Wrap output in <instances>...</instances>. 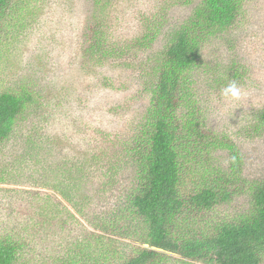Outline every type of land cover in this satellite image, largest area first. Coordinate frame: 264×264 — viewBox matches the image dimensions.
Returning a JSON list of instances; mask_svg holds the SVG:
<instances>
[{
  "label": "trees",
  "instance_id": "obj_1",
  "mask_svg": "<svg viewBox=\"0 0 264 264\" xmlns=\"http://www.w3.org/2000/svg\"><path fill=\"white\" fill-rule=\"evenodd\" d=\"M20 1L0 0V37L4 27L12 26L15 18L22 25V16H13ZM111 3V0H93L88 16L91 27L80 49L86 65L124 64L126 58L139 56L133 66L137 68L143 92L147 93L144 96L147 105L141 122L119 150L122 168L131 167L136 180L127 188L121 215L91 214L84 209L83 199L71 200V191L90 177L95 165L98 164L102 175L106 170L109 174L116 173L114 167L102 164L105 159L101 156L105 149L102 147L101 154L88 162H51L44 152V143L48 141L28 134L17 155L12 160H3L5 173L0 181L25 179L49 185L93 230L146 246L133 247L132 255L116 261L114 258L120 257L111 253L100 234L85 228L86 233L96 237L93 245L79 235L75 245L87 249V253L73 252L70 244L67 258L60 254L47 258L49 251L43 248L40 250H46L47 255L37 254L32 245L36 237L44 236L42 230L46 225H55L54 221L67 222L70 218L72 224L76 221L73 212L61 209L45 194L43 202L39 199L41 211L15 220L17 224L0 232V264H156L166 253L205 264H262L264 179L246 181L243 178L242 155L236 143L207 127L205 114L196 105L192 92L195 72L205 71L202 69L204 46L241 23L246 0H162L156 11L139 16L136 34L130 37H117L111 29L107 20ZM177 4L194 6L182 21L168 24V9ZM160 37H163L162 45L152 51ZM222 76L214 73L211 80L218 83ZM237 76L236 70L231 72V77ZM34 101L25 90L0 93V142L13 136L22 113ZM257 118L260 121L254 120L252 131L264 126V109ZM217 150L227 152L228 160L221 168L212 165L213 153ZM203 158L207 165L203 164ZM50 164L52 167L47 166ZM61 165H65L62 175L69 176L66 179L53 180L51 173L42 174L45 166L56 172ZM24 167L28 170L24 171ZM185 181L191 184L187 190L183 188ZM244 182L249 196L248 210L239 218L220 220L203 230L200 221L205 212L229 201Z\"/></svg>",
  "mask_w": 264,
  "mask_h": 264
},
{
  "label": "rangeland",
  "instance_id": "obj_2",
  "mask_svg": "<svg viewBox=\"0 0 264 264\" xmlns=\"http://www.w3.org/2000/svg\"><path fill=\"white\" fill-rule=\"evenodd\" d=\"M111 1L108 10L110 19L107 20L117 37L136 34L139 16L156 11L162 2ZM93 6V0H21L13 16H22V25L15 18L12 26L4 27L0 37V93L25 90L35 101L27 105L13 136L6 142H0V176L5 173L3 160H12L17 155L28 134H32L34 139L48 141L44 143V152L51 162H88L101 154L102 147L105 148L104 155H101L102 159L105 158L102 164L108 168L114 167L116 173L109 174L106 170L102 175L98 164L95 165L90 177L83 180L78 189L71 191V200L83 199L84 209L91 214L121 215L127 188L136 180L131 167L122 168L119 150L123 149L124 145L121 144L141 122L147 105V97H144L147 93L143 92L137 68L133 66L139 56L126 58L124 64L95 66L84 63L80 48L91 27L88 16ZM193 6L173 5L168 9V24L182 21ZM243 14L245 17L240 24L204 46L205 66L202 69L205 68V71L195 72L192 92L196 105L205 114L207 127L227 135L236 143L242 155L243 178L250 181L254 178L264 179V126L260 125L254 131L250 128L254 120L260 121L256 117L264 109V0H246ZM116 35H113L114 38H117ZM159 39L152 46V51L162 45L163 37ZM234 70L237 78L231 77ZM214 73L218 77L223 75L220 82L211 80ZM233 82L242 91L237 100L225 98L222 94ZM226 155V151H214L212 165L224 167L228 160ZM203 164L207 165L205 158ZM47 166L42 168V174L51 173L53 180L69 177L66 173L62 175L65 165H61L56 172ZM23 170L28 169L24 167ZM21 180L17 182L16 179L10 181L7 178V181H0V218H4L0 220V232L7 226L10 228L17 224L15 220L20 221L34 216L35 211H41L42 198L49 195L61 209L73 212L76 221L72 224L70 218L67 222L54 221L55 225H46L42 230L44 236L36 237L32 245L37 254L43 252L47 255L46 250H40L43 248L49 251L47 258L59 254L67 258L70 244L74 247L70 249L73 252L87 253V249L75 245V238L79 235L86 243L93 245L96 237L84 230H96L49 185ZM184 183L183 188L189 189L191 184ZM237 189V194L229 201L221 202L205 212L200 221L203 230L214 222L239 218L248 210L246 183ZM96 232L100 234L102 242L111 248V253L120 257L114 258L116 261L132 255L130 249L133 247L146 246L112 234ZM156 264L205 263L166 253Z\"/></svg>",
  "mask_w": 264,
  "mask_h": 264
},
{
  "label": "clouds",
  "instance_id": "obj_3",
  "mask_svg": "<svg viewBox=\"0 0 264 264\" xmlns=\"http://www.w3.org/2000/svg\"><path fill=\"white\" fill-rule=\"evenodd\" d=\"M222 94L224 95L225 98L237 100L241 97L242 91L237 86V84L233 82L229 84V86L223 90Z\"/></svg>",
  "mask_w": 264,
  "mask_h": 264
}]
</instances>
